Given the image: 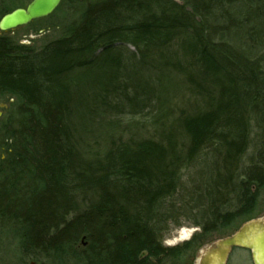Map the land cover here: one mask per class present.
Here are the masks:
<instances>
[{
  "label": "trees",
  "instance_id": "1",
  "mask_svg": "<svg viewBox=\"0 0 264 264\" xmlns=\"http://www.w3.org/2000/svg\"><path fill=\"white\" fill-rule=\"evenodd\" d=\"M180 1L73 0L85 6L79 20L39 49L0 33V102L12 100L0 226L19 227L23 250L64 258L84 240L85 264H162L199 242L161 247L163 226L181 208L195 213L205 238L256 218L264 0ZM122 42L136 49L134 69L121 59ZM147 73L157 74L155 91ZM177 90L194 104L176 116L168 104ZM153 100L157 140L109 121ZM252 130L261 150L246 168ZM190 167L199 173L181 183Z\"/></svg>",
  "mask_w": 264,
  "mask_h": 264
},
{
  "label": "rangeland",
  "instance_id": "2",
  "mask_svg": "<svg viewBox=\"0 0 264 264\" xmlns=\"http://www.w3.org/2000/svg\"><path fill=\"white\" fill-rule=\"evenodd\" d=\"M31 0H0V19L3 15L13 11L16 8L25 7ZM103 0H88L89 3H97ZM175 2L181 3L180 0H173ZM84 4L79 5L73 0H62L59 8L51 16L35 21L30 25H27L22 28H18L14 31L7 32L10 37L14 38L20 44L32 45L30 41H35V48L39 49L46 42L56 40L60 38L63 34V30L66 26L71 25L79 20L81 12L84 10ZM117 47H120V55L123 62L127 65H130L131 68H135L138 61L133 59L130 56L131 53H136V49L124 42L117 44ZM136 63V64H135ZM156 64H163L162 61H156ZM161 72L164 76H167V71L161 69ZM94 75H97L98 71L93 70ZM147 84H149L154 91L157 89V74H144ZM166 85V81L163 82ZM177 95H171L169 97V110L175 111V115L184 113L192 107L194 101H191L193 98L189 95H183L179 90L176 91ZM180 93V94H179ZM154 96H157V93L154 92ZM191 101V102H190ZM12 100H4L0 103L5 104L6 107L1 109L2 115L0 117V159L5 160L6 150L8 149L9 141L6 142V136L4 133V126L6 124L7 118V106L11 103ZM151 103V102H150ZM157 104L153 100L151 104L144 108L139 114L135 116H130L128 110H124L119 116L114 115L109 117V121L116 122L120 129H125L131 127L130 131L137 140L142 141L146 139L157 140V135L154 130L153 121L155 119V111H157ZM154 117V119H153ZM153 120V121H152ZM257 135L258 132L252 130L250 147L248 148L243 161L244 167H249L250 164L257 161L260 155V148H257ZM97 148L99 151H102V139L95 140ZM257 163V162H256ZM264 171V166H262ZM199 169L194 170V168H185L181 172L182 182L186 183L189 181V177L195 176L199 173ZM178 202H180V194L176 197ZM175 201V198H174ZM181 203V202H180ZM179 207V205H177ZM188 210H183L181 208L180 217L177 218L176 222H169L166 226H163L164 230L161 232L160 236V245L163 249H181L187 243L192 241H197V244L194 245V248H191L189 251L184 252L178 259H172L168 257L163 258L162 264H200L202 259V253H205L208 249H212L215 246V243L226 238L227 236L232 235L238 228L243 224H237L235 227L217 231L206 238L201 237V227L197 226L196 223L199 222L198 218L194 214H188ZM256 219H264V184L257 192V204H256ZM198 221V222H197ZM4 221L3 225L0 226V264H85L83 262V245L82 242L78 241L75 245L71 257L66 255L64 258L58 257L55 254H49L44 256L42 254H37L34 252H27L22 249L21 242L17 238L20 236V229L17 225L13 223H6ZM200 237V238H199ZM234 253L233 255H236ZM77 256L79 259H76L74 256ZM242 261L236 263L234 260L230 261L229 264H250L248 256L242 255ZM153 263V261L151 260ZM154 264V263H153Z\"/></svg>",
  "mask_w": 264,
  "mask_h": 264
},
{
  "label": "water",
  "instance_id": "3",
  "mask_svg": "<svg viewBox=\"0 0 264 264\" xmlns=\"http://www.w3.org/2000/svg\"><path fill=\"white\" fill-rule=\"evenodd\" d=\"M62 0H32L25 9H16L0 19V33L25 27L34 21L53 14ZM4 106H0V109ZM0 111V117H1ZM83 247L85 246L82 240ZM234 249L247 251L253 264H264V220L256 219L245 223L232 236L215 243V248L202 253L200 264H226Z\"/></svg>",
  "mask_w": 264,
  "mask_h": 264
},
{
  "label": "flooded vegetation",
  "instance_id": "4",
  "mask_svg": "<svg viewBox=\"0 0 264 264\" xmlns=\"http://www.w3.org/2000/svg\"><path fill=\"white\" fill-rule=\"evenodd\" d=\"M32 1V0H31ZM30 1V2H31ZM29 2V3H30ZM29 3L25 6V7H22V8H16V9H25L28 5H29ZM16 9H14V10H16ZM13 10V11H14ZM12 12V11H11ZM11 12H9V13H11ZM9 13H7V14H9ZM6 15V14H5ZM4 16V15H3ZM2 16V17H3ZM1 17V18H2ZM260 219H262V218H260ZM262 220H264V219H262ZM244 225V224H243ZM242 225V226H243ZM241 226V227H242ZM240 227V228H241ZM240 228H238L233 234H235L236 232H238L239 230H240ZM232 234V235H233ZM232 235H230V236H232ZM230 236H227L226 238H228V237H230ZM225 239V238H224ZM213 248H215V246L213 247ZM212 248V249H213ZM237 252V254L236 255H233L234 253H236ZM242 255H247L248 256V259H249V262H250V264H253V262H252V259H251V255H250V253L249 252H247V251H244V250H241V249H234V250H232V252L230 253V255L228 256V259H227V262H226V264H229L230 263V261H235L236 263H238V262H241L242 261ZM31 264H35V263H31Z\"/></svg>",
  "mask_w": 264,
  "mask_h": 264
}]
</instances>
